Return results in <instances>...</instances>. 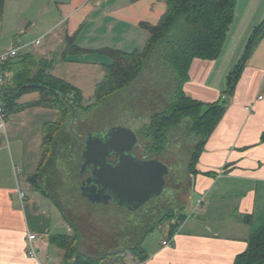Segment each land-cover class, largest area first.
Segmentation results:
<instances>
[{"label": "crops", "instance_id": "0c3cea01", "mask_svg": "<svg viewBox=\"0 0 264 264\" xmlns=\"http://www.w3.org/2000/svg\"><path fill=\"white\" fill-rule=\"evenodd\" d=\"M165 9L161 0H9L0 25L11 29L12 41L0 53L17 45L20 57L54 59L51 76L78 90L82 99L86 93L93 98L112 63L102 51H143L148 27ZM263 21L264 0H237L218 58L190 65L184 94L205 106L222 102L223 112L190 176L194 201L186 207L189 213L180 210L184 217L171 232L176 219L161 224L164 235L154 243L152 235L143 239V262L124 251L107 264H233L250 235L264 225V38L228 90L231 72ZM71 38L82 52L61 60ZM12 75L6 67L2 91L10 87ZM39 97L29 91L15 98L18 109L7 113L0 130V264H63V251L52 238L73 236L38 176L43 126L58 118L56 110L33 105ZM185 194L184 204L191 202ZM27 234L38 238L35 258L27 255ZM168 240L169 246L162 247ZM78 246L85 250L82 242Z\"/></svg>", "mask_w": 264, "mask_h": 264}, {"label": "trees", "instance_id": "16d2710c", "mask_svg": "<svg viewBox=\"0 0 264 264\" xmlns=\"http://www.w3.org/2000/svg\"><path fill=\"white\" fill-rule=\"evenodd\" d=\"M6 1L9 0H0V17ZM161 1L166 6L165 12L155 26L148 27L150 37L143 51L131 54L113 50L102 51L109 56L112 63L104 69V75L95 87L93 102L90 104L83 103L78 90L51 76L54 59L45 61L29 55L17 56L13 61L3 65V71L7 67L13 73L10 87L2 91L0 97L6 117L7 113L18 109L14 105L15 98L29 91L39 92V100L33 104L34 106L53 109L58 113L56 122L46 123L43 126L41 165L38 176L42 179L46 177L45 196L57 204L62 216L73 229L72 237L52 238L63 251V264H107L124 251L135 255L139 262L146 259L141 248L144 238L132 246L122 247L108 234L85 230L83 224L75 225L67 217L66 211L59 206L52 195L57 184L53 170L54 147L64 134L62 131L66 119L68 117L69 123L72 112H88L119 99L118 96L135 83L150 61H159L173 87L163 110L150 116L148 124L142 128L139 135L140 138L151 143L150 145L157 144L156 150L159 151L161 145L166 142V137L187 123L186 127L196 138L195 152L188 164L191 173L187 169L189 175L195 173L198 155L222 115V102L205 106L187 97L183 92V85L188 81V71L193 60L214 61L218 58L233 22L237 0ZM263 38L264 21L253 30L239 64L231 72L228 81L229 92L233 90L247 58ZM81 52L82 50L74 45L71 38L67 40L60 59L64 60L67 56ZM150 73L152 75L151 71ZM140 97H142L140 93L135 95L134 104L140 103L138 101ZM82 126L85 127L84 124ZM73 195H77V191H74ZM70 201L73 202L71 196ZM172 213L169 210L160 222L170 221ZM183 217V215L177 216L169 232ZM151 230L153 228L146 233ZM80 242L85 247L83 251L77 250ZM233 264H264V225L250 235L246 250L234 259Z\"/></svg>", "mask_w": 264, "mask_h": 264}, {"label": "rangeland", "instance_id": "374dc122", "mask_svg": "<svg viewBox=\"0 0 264 264\" xmlns=\"http://www.w3.org/2000/svg\"><path fill=\"white\" fill-rule=\"evenodd\" d=\"M6 27L2 28L0 25V47L12 41L10 38L11 29L8 28V25ZM172 87L173 85L159 61H150L135 83L118 96L119 99L88 112L77 111L71 116L69 123L67 117L62 131L64 134L57 141L53 152V170L57 184L52 195L75 225L83 224L85 230L108 234L110 238L116 239L118 245L128 247L149 235H152L149 236L150 242L154 243L156 239H160L164 235L160 223L174 221L180 214V210L181 214L189 213V208L186 207H189V204L194 201V196L190 187L192 174H188L187 165L196 138L189 132L186 127L187 123L178 128L179 137L168 139V144L162 153L146 152L145 154L144 152L145 160L160 161L167 167L169 173L165 176L166 183L161 194L138 210L128 212L125 208L122 209L114 203H110L108 206L92 204L82 196L79 187V161L76 151L80 149L81 144L78 136L82 137L88 133L115 127L128 128L137 135L139 151H141L147 146L148 141L140 138L139 133L148 124L151 115L163 110L160 107L167 103ZM138 93L142 95L138 98L140 103L134 104L135 95ZM88 95L90 94L86 93L83 97L84 104L93 102V98ZM10 118L11 116H8V120ZM6 122L7 119L4 121V127ZM189 170L191 169L189 168ZM189 172L191 173V171ZM74 191H77V195H73ZM185 192H189L191 202L184 204L188 197ZM70 196L73 203L68 204ZM169 210L173 212L170 221L160 222ZM151 228L153 230L146 233ZM77 250L83 251L79 246H77Z\"/></svg>", "mask_w": 264, "mask_h": 264}, {"label": "water", "instance_id": "95a60500", "mask_svg": "<svg viewBox=\"0 0 264 264\" xmlns=\"http://www.w3.org/2000/svg\"><path fill=\"white\" fill-rule=\"evenodd\" d=\"M78 138L79 178L88 174L79 187L87 201L99 206L114 203L132 212L161 194L168 169L160 161L143 158L131 129L115 127Z\"/></svg>", "mask_w": 264, "mask_h": 264}, {"label": "built area", "instance_id": "2783aa9c", "mask_svg": "<svg viewBox=\"0 0 264 264\" xmlns=\"http://www.w3.org/2000/svg\"><path fill=\"white\" fill-rule=\"evenodd\" d=\"M19 51H20V47L17 45L12 46L9 50L0 53V97L2 94V88L5 82V76H4V71H3V65L8 62L11 61L13 59H15L17 56H19ZM6 119V115H5V110H4V105L1 102L0 99V130L4 129V121ZM18 196L20 199L23 198V193L18 191ZM200 204V201L197 202V205ZM38 241L37 236H35L34 234H27V243H26V251H27V255L31 258H35L36 257V242ZM170 241H163L161 243L162 247H167L169 246Z\"/></svg>", "mask_w": 264, "mask_h": 264}, {"label": "flooded vegetation", "instance_id": "af4514ba", "mask_svg": "<svg viewBox=\"0 0 264 264\" xmlns=\"http://www.w3.org/2000/svg\"><path fill=\"white\" fill-rule=\"evenodd\" d=\"M179 135H180V132H179V130H177V131H172V133L171 134H169L167 137H166V142L163 144V145H161V150H156L157 149V144H152V145H150L151 143H149L148 142V144H147V146L144 148L143 146H142V148H144V149H142L141 151H142V154L144 155V152H145V154H146V152H151V153H157V154H159V153H162L163 152V150L165 149V147H166V145L168 144L167 142H168V139H170V138H177V137H179ZM79 137V136H78ZM139 137H140V135H139ZM195 144L196 143H194V148H193V151L191 152V154H190V158H189V160L191 159V156H192V154L195 152ZM151 146V147H150ZM76 153L78 154V150L76 151ZM78 156V155H77ZM188 166V165H187ZM88 176V174L87 173H85L84 175H82L80 178H79V186H80V184H81V182L86 178ZM164 181H165V177H164ZM165 183H166V181H165ZM165 187V184H164V186H163V188ZM163 191V190H162Z\"/></svg>", "mask_w": 264, "mask_h": 264}]
</instances>
